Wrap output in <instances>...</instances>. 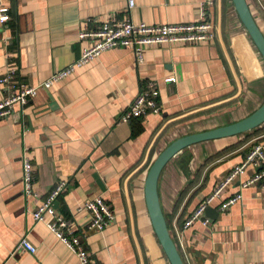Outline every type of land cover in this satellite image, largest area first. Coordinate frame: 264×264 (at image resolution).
Listing matches in <instances>:
<instances>
[{
	"label": "crops",
	"instance_id": "0c3cea01",
	"mask_svg": "<svg viewBox=\"0 0 264 264\" xmlns=\"http://www.w3.org/2000/svg\"><path fill=\"white\" fill-rule=\"evenodd\" d=\"M202 1L134 0L128 9L127 0H0L10 17L0 22V77L11 61L20 79L37 84L79 57L88 44L79 30L126 16L148 25L194 22ZM246 2L264 35V0ZM209 17L214 37L207 42L150 46L139 63L131 47L105 50L0 119V264H79L32 217L60 180L67 187L56 207L76 232L86 231L97 264H171L145 199L152 162L176 138L236 122L264 103V59L232 1L214 0ZM149 81L159 91V112L119 121ZM5 94L0 85V100ZM255 143L264 149V122L192 144L161 170L158 199L184 264H264V187L240 186L251 168L211 201L206 225L196 219L183 226ZM25 157L33 167L30 196L21 179ZM238 192L241 199L222 210ZM95 196L114 214L101 231L86 230L79 210ZM22 238L35 252L20 246Z\"/></svg>",
	"mask_w": 264,
	"mask_h": 264
},
{
	"label": "built area",
	"instance_id": "2783aa9c",
	"mask_svg": "<svg viewBox=\"0 0 264 264\" xmlns=\"http://www.w3.org/2000/svg\"><path fill=\"white\" fill-rule=\"evenodd\" d=\"M213 3L214 0H203L199 6L197 20L189 23L148 25L143 22L134 23L129 16L95 22L92 27L83 28L78 32L79 39L88 40V44L82 48L79 57L71 64L54 71L37 84H30L20 79L10 61L8 70L0 77V85L3 86L6 93L0 100V119L10 116L16 106H19L21 110L37 95L39 89H47L52 84L62 81L72 73L75 67L87 63L105 50L114 47H131L135 54V60L139 63L143 60L144 49L150 46L204 43L211 40L214 33L209 11ZM127 4L128 9L132 8L134 0H127ZM9 18L8 8L1 6L0 22H5ZM164 81H175V78L168 77ZM158 97L159 91L156 84L149 81L128 104L127 108L120 113L118 120L127 122L132 118H141L149 113H158L160 110ZM248 168L253 171L249 177L241 181L240 186L247 187L253 183H260L264 187V149L262 144L255 143L251 146L242 162L227 172L214 191L196 207L183 226H189L196 219L206 225L208 222V219L204 217L206 207L228 184L243 175ZM21 179L24 195H34L33 167L26 157L23 159ZM66 187L67 181H58L32 212V217L35 221L43 222L48 230L75 254L79 264H97L93 254L87 249L86 231L76 232L74 225L71 224V219L62 214L55 206V202L66 190ZM241 197L239 192L228 197L221 203L220 208L226 209ZM79 210H83L87 214L86 230L101 231L114 218L111 207L101 196L85 200L79 206ZM46 216L48 217L46 218ZM20 246L32 253L36 250L26 238L21 239Z\"/></svg>",
	"mask_w": 264,
	"mask_h": 264
},
{
	"label": "water",
	"instance_id": "95a60500",
	"mask_svg": "<svg viewBox=\"0 0 264 264\" xmlns=\"http://www.w3.org/2000/svg\"><path fill=\"white\" fill-rule=\"evenodd\" d=\"M241 23L264 59V35L256 24L246 0H231ZM264 122V103L254 112L236 122L205 131L190 133L169 143L152 162L145 179V199L156 235L171 264H184L170 237L157 193V181L165 164L182 149L202 141L228 137L251 130ZM56 206V202H55ZM212 209L207 206L205 213Z\"/></svg>",
	"mask_w": 264,
	"mask_h": 264
}]
</instances>
